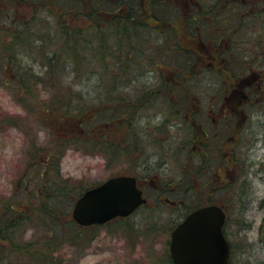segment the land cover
Instances as JSON below:
<instances>
[{
	"label": "rangeland",
	"instance_id": "rangeland-1",
	"mask_svg": "<svg viewBox=\"0 0 264 264\" xmlns=\"http://www.w3.org/2000/svg\"><path fill=\"white\" fill-rule=\"evenodd\" d=\"M34 1L36 3L16 1V13L23 17H40L42 22L33 28L32 37L26 36L12 46L14 54L8 68L0 61V205L12 200L16 207L23 208V200L30 197L26 203L27 210L32 206L30 212L46 199L45 184L59 177L67 180V186L60 192L63 195L56 201L61 209L60 220L64 228L72 231L59 241L57 249L50 250L46 258L33 264H170L171 229H165L164 219L170 216L174 221L170 227H173L184 216L187 203L176 200L167 210L169 214L164 215L157 205L167 202L164 196L157 200L153 189H157L156 183L162 179L171 181L173 187V180L180 179L186 170L185 152L175 145L176 140L188 137L183 124L186 122L178 118L176 121V116L171 115L173 110L178 112L177 106L170 111L169 105H164L165 100L153 93L129 122L117 125L92 120L83 124L76 109L97 97L108 80L107 75L104 70L93 71L91 67L76 70L66 62L60 67L61 73L47 72L37 46L42 40L50 43L56 20L60 12L65 11L63 4L74 3V0ZM202 1L204 7L215 12L220 27L225 19H231L227 26L231 32V47L227 51L229 55L225 49L222 52L226 60L220 59L223 63L218 62L217 69L214 63L205 62L189 82L191 95L197 96L191 99L196 116H188V119L196 121L194 126L199 135L202 129L208 130L212 148L205 151L208 155L200 150L193 154L187 171L194 180L187 188V200L201 198L196 204L207 203V194L214 191L212 196L227 201L224 199L227 192L230 191L229 196L233 193L228 222L235 243L234 260L236 264H264V0H236L235 10L228 9V0ZM212 5L213 9L209 8ZM66 19L72 25L89 24L73 15ZM11 20L12 14L1 13L0 28L15 27ZM7 37L0 38L3 39L0 45L13 42L9 34ZM53 49L54 46L52 51L38 52L44 57L54 56ZM145 51L146 58H152L149 48ZM161 69L146 62L140 70L142 73L137 72L136 82H155ZM16 70L31 76L28 89L24 90V86L12 79L8 81L7 77H15ZM136 82L133 79L132 84ZM127 89L130 87L126 84L118 86L120 91ZM63 91L76 93L75 99L78 95L85 104L78 98L77 106L75 102L71 108L65 100L56 101L60 106L56 105L55 94ZM100 96H103L101 91ZM231 108H235L237 114H232ZM66 109L70 113L64 112ZM181 116L179 114V118ZM58 132L65 134L68 141L56 154L54 145L58 143ZM104 135L106 139H116L120 150L110 147L109 140L103 143ZM132 136L140 149L134 154L132 150L126 151L127 144L122 142ZM198 138L200 140V136ZM52 154L55 160L60 159L59 171L44 170V162ZM202 161L205 168L201 173ZM125 173L135 174L145 183L149 203L126 219L116 218L106 224L79 229L72 218V209L81 190ZM160 213L163 215H156ZM45 235L50 236L39 223H27L22 232L23 241L18 240V243L36 240L42 243Z\"/></svg>",
	"mask_w": 264,
	"mask_h": 264
},
{
	"label": "trees",
	"instance_id": "trees-1",
	"mask_svg": "<svg viewBox=\"0 0 264 264\" xmlns=\"http://www.w3.org/2000/svg\"><path fill=\"white\" fill-rule=\"evenodd\" d=\"M4 1L5 3H3ZM16 1L0 0V14L4 13L6 16L7 14L10 16L12 14L11 21L15 25V27L0 28V34L2 35L0 38H5L9 34V37L13 39V42L6 41V43L0 45V61L3 62L5 69L8 68L11 63V54H14L12 46L18 45L19 40L25 39L26 36L32 37L33 28L35 27L36 29V24L41 23V20H43L37 16L23 17L22 15H17L16 8L18 6ZM22 1L36 3L34 0ZM187 1L188 2H181V0H74V3L70 2L63 4V8H65L66 12H60L61 16L56 20L55 33L50 39V43L48 44V42L42 40L41 44L37 46L39 51L44 52L51 50L52 46L55 47V49H53L54 56L47 54L48 56L44 57L37 50V53L42 57L41 62L48 68L47 72L51 71L55 75L61 73L60 67L62 63L65 62L72 65L76 70L84 67H91L94 69L93 71H105L108 80L105 82L104 86L101 87V90L97 92V97L90 98V104L85 105L88 107L83 105V107L76 109L78 118L84 121L83 124L88 121L97 120L103 121L106 124H112L111 122H113L118 125L124 123V121H121L123 117L129 122L132 120L135 112L147 103L149 94L153 93L165 100L164 105L167 103L170 107V111L177 106L178 112L176 113L178 114L173 110L171 115L176 116V121L178 118L180 121L186 122L183 124H185L187 131L186 136L188 137L184 140H176L175 145H177L178 148L181 146V149L185 152L187 167L180 179H177L176 182L172 179L174 183L173 187H171V181L162 179L160 182L156 183L158 185L157 189L154 188L153 190H155L157 200L161 196H164L166 201H185L187 203L185 205V213L202 205V203L196 204L201 198H196L192 201L187 200L189 198V196L186 195L189 191L187 188L188 186H192L191 181L194 180L187 171V168L190 166L189 163L191 164L195 151H201L200 146L207 140L205 133L208 132L204 129L205 132H200L202 135H199L197 128L194 126V122L196 121H190L188 119V116H193V118L196 116V112L191 108V99L192 96H197L194 92V94L191 95L189 82L191 78L194 77L192 74L199 71L205 62H210V65L214 63L215 69H217L218 62L221 64L223 63L219 58L216 61L209 60L210 55H208V52L206 54L207 56H205V54L202 56L201 52L203 47L200 41L203 40L205 43H215L220 37L227 40L228 35L231 34L230 28L227 27L231 22L230 18L225 19V24L220 27L215 12L210 9L208 10L206 6L204 7L202 0H200V3L198 2L199 0ZM40 2L43 3V0H38V3ZM237 3L238 1L236 0L235 2L228 0V9L235 10L234 5H237ZM186 6L194 8V11H191V15H187V18L184 14L186 12ZM199 6H202L203 9H198L197 7ZM209 8L213 9V5ZM195 12H197L196 15L199 16V20H195V18L192 17ZM68 15H73L76 18H83L89 24L85 25V27L78 26L77 24L72 25L69 23L70 21L66 19ZM19 45L21 47L28 46L25 44ZM147 48H149V51L152 53V58H146L145 54L147 52L145 50ZM146 62L162 68V75L158 72L156 74V81L150 84L138 83L136 82L137 72L142 73L140 70L142 65ZM164 69L167 70V73L163 72ZM23 72L16 70L15 77L10 76L7 78L8 81L12 79V81H16L17 85L24 86L23 88L26 90L28 89L27 85L31 76H26L25 72L24 74ZM133 79L137 84H132ZM120 84H126L130 89L120 91L118 90ZM100 91L103 96H100ZM26 94H29V92L27 91ZM75 94L76 93L71 91L57 92L54 97V103L58 100H63L62 102L65 100L69 108H71L75 102L77 106L79 101L77 99L79 98L81 101H84V99L78 95H76L77 99H75ZM171 97H174V99L171 100ZM82 104H85V101ZM56 105L60 106V103L56 102ZM61 105L65 109L64 104ZM64 112L70 113L69 109H66ZM179 114L183 116L179 118ZM115 118H117V121H111ZM166 119L169 120V117L166 116ZM158 128L161 127H157V129ZM58 133V143L54 145V153L56 154L68 141L65 134L60 135L62 132ZM198 136H200V140ZM156 137L159 138V135ZM106 138V135H104L102 138L103 143L109 140L111 141L109 143L110 147H113L116 151L120 150L121 146L117 143L116 139L112 140ZM119 141L120 140H118V142ZM122 142L127 144V147L125 145L126 151L132 150L134 154V152L140 150L133 136L124 139ZM203 154L208 155L209 153ZM135 156L138 157V154ZM204 160L206 162L208 161L207 158ZM205 161H202L199 166V172L201 173L205 168ZM209 163L211 164V162ZM44 164L45 171L47 168L59 171L60 159L59 161L55 160L54 155H50L49 158L45 160ZM195 165L192 167L194 168ZM196 168H198V166ZM52 184L55 187H53ZM65 186H67V180H63L59 177H56L55 180H52L48 185L46 183L44 191V193H46V196H44L46 197V201L44 200L42 204L33 207L30 212L28 211L32 206H30L29 210H27L26 207V203H29L30 197L23 200V203H25L23 208L16 207V203L12 200L7 204L0 205V264L36 263L35 261H41L46 258L50 250L53 252L57 249L56 245L59 241L65 239L66 236L68 237L66 234H70L72 230L69 227L64 228L63 222L61 223V209L60 205L56 203V201L61 198L60 195H63V193L60 192ZM83 190H81V193ZM229 193L230 191L227 192V196L225 197L222 195L224 199L227 200L225 201L212 196L215 195L214 191L210 192L207 194V196H209L207 203L220 204L225 202L226 205L224 206L227 211H229V200L231 199ZM40 195L41 192H39V196ZM172 195H177V198L172 197ZM52 202L53 204H51ZM157 206L164 211V215L169 214L167 210L171 207L170 204L158 202ZM163 213L156 215H163ZM126 218L127 217L124 219ZM164 220L165 229H172L173 227H170L174 222L172 218L167 215ZM27 223H39L40 227L49 233L50 236L45 235V239L42 243H39L38 240L35 242L26 241L23 242V244L18 243V240L23 241L22 232ZM72 223L73 225L76 224L75 222ZM77 227L79 229L84 228L78 224ZM229 228L230 224L227 222L226 232L232 247L230 264H236L234 260L235 243L231 239ZM77 237H79V235H77ZM22 257H26V259ZM169 262L173 264L171 257Z\"/></svg>",
	"mask_w": 264,
	"mask_h": 264
},
{
	"label": "water",
	"instance_id": "water-1",
	"mask_svg": "<svg viewBox=\"0 0 264 264\" xmlns=\"http://www.w3.org/2000/svg\"><path fill=\"white\" fill-rule=\"evenodd\" d=\"M133 175H116L86 189L77 198L73 217L81 225L105 223L127 216L146 202ZM226 214L211 204L190 212L171 232L170 253L174 264H228L230 245L223 225Z\"/></svg>",
	"mask_w": 264,
	"mask_h": 264
},
{
	"label": "flooded vegetation",
	"instance_id": "flooded-vegetation-1",
	"mask_svg": "<svg viewBox=\"0 0 264 264\" xmlns=\"http://www.w3.org/2000/svg\"><path fill=\"white\" fill-rule=\"evenodd\" d=\"M198 1V0H197ZM181 2H184L183 0H181ZM185 2H188L187 0H185ZM199 3H200V0L198 1ZM196 4H198V3H196ZM198 9H199V7H197ZM185 10H186V12L184 13L186 16V18L189 16V15H191V12L189 11V10H191V11H194V8H192L191 6L189 7V6H186V8H185ZM217 11H218V9H217ZM196 13L197 12H195V13H193L192 15V17L193 18H195V20H199V16H197L196 15ZM188 15V16H187ZM196 15V16H195ZM230 35H228V38H227V40H224L225 38H218V40H216L215 41V43H213V42H209V43H205V41H203V40H201L200 41V43H201V45H202V47H203V49H202V52H201V55L203 56L204 54H205V56H207L206 54H207V52H208V55H210L209 56V60H214V61H216L218 58L219 59H222V60H224L225 59V57H224V55L222 54V52H224V49H225V52L229 55V53L227 52L228 50H230V47H231V45L229 44V43H231V40L229 39L230 37H229ZM214 45V46H213ZM215 46H216V48H215ZM227 46H228V48H227ZM230 46V47H229ZM206 52V53H205ZM210 52V53H209ZM203 53V54H202ZM262 93H264V92H262ZM231 111H232V114H237V112H236V109L234 108V110H232V108L230 109ZM121 121H127V119H125L124 117L121 119ZM202 126H203V124H202ZM217 130H219V128L217 127ZM208 131V130H207ZM206 131V132H207ZM201 132H205V130H201ZM205 135L207 136L206 138H207V140L205 141V142H203V144H202V146H200V148H201V151L203 152V153H206L205 151L208 149V148H211L212 146H210L209 145V139H208V137H210L209 136V133L207 132V133H205ZM206 147H208V148H206ZM236 177V176H235ZM137 180H138V183H139V185H140V187H142L143 188V191L146 193V190H147V188H146V185H145V183H143L141 180H140V178L139 177H137ZM144 193V194H145ZM233 197H234V195H233V193H232V195H231V199H230V202L232 201V199H233ZM168 204H170V203H168ZM220 204H222V205H226L225 204V202L224 203H220ZM170 205H174V204H170Z\"/></svg>",
	"mask_w": 264,
	"mask_h": 264
}]
</instances>
